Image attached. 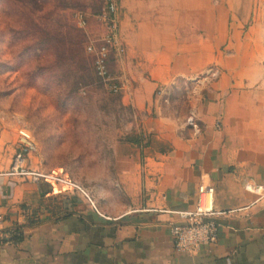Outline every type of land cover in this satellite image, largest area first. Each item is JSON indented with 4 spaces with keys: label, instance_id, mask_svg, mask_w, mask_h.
I'll use <instances>...</instances> for the list:
<instances>
[{
    "label": "crops",
    "instance_id": "1",
    "mask_svg": "<svg viewBox=\"0 0 264 264\" xmlns=\"http://www.w3.org/2000/svg\"><path fill=\"white\" fill-rule=\"evenodd\" d=\"M119 97L141 120L140 141L111 150L89 198L60 183L9 176L15 131L0 123V264H264V25L253 0H118ZM196 84L184 115L161 99ZM161 93H158V91ZM193 117V124L188 118ZM220 128L216 129V121ZM32 168L45 169L39 154ZM214 188L217 241L176 251L170 224ZM21 226L24 238L8 239Z\"/></svg>",
    "mask_w": 264,
    "mask_h": 264
},
{
    "label": "rangeland",
    "instance_id": "2",
    "mask_svg": "<svg viewBox=\"0 0 264 264\" xmlns=\"http://www.w3.org/2000/svg\"><path fill=\"white\" fill-rule=\"evenodd\" d=\"M253 5L250 20L264 25V0ZM100 8L101 0H0V123L17 135L29 131L44 170L67 173L85 188L106 176L117 144L143 132L120 94L96 82L85 52L103 33ZM79 11L85 29L76 24ZM207 81L206 74L179 80L161 99L184 115L195 85Z\"/></svg>",
    "mask_w": 264,
    "mask_h": 264
},
{
    "label": "built area",
    "instance_id": "3",
    "mask_svg": "<svg viewBox=\"0 0 264 264\" xmlns=\"http://www.w3.org/2000/svg\"><path fill=\"white\" fill-rule=\"evenodd\" d=\"M118 0H105L104 6L96 15L102 25V35L99 38H90L85 45L87 54L94 58V70L102 86L112 94H120L126 89V82L120 75L110 72L108 57L111 50L116 57H121L125 47L119 38ZM76 24L79 28H86V14L75 13ZM211 78L218 76L219 71L209 68L204 73ZM158 93H161L159 90ZM193 124V117L188 118ZM216 129L220 128V121L215 123ZM17 151L13 156L8 172L9 176L27 177L30 182L38 183L45 180L52 183H60L67 188L76 190L90 199L88 192L78 182L73 180L67 173L62 171H46L32 168L29 158L39 152L37 141L34 136L26 130L18 134L16 140ZM245 190L258 195V199L264 201V186L255 183L252 179L243 182ZM214 188L210 185L200 184L197 187L196 202L193 209L176 211V219L170 224L173 247L176 251L193 253L202 246H211L219 234V223L215 218L214 210Z\"/></svg>",
    "mask_w": 264,
    "mask_h": 264
},
{
    "label": "trees",
    "instance_id": "4",
    "mask_svg": "<svg viewBox=\"0 0 264 264\" xmlns=\"http://www.w3.org/2000/svg\"><path fill=\"white\" fill-rule=\"evenodd\" d=\"M17 1L20 2L21 0H17ZM104 2H105V0H101L102 8L104 6ZM102 8H100V10H102ZM84 49H85V46H84ZM89 56L91 58L90 60H91V64H92V69H93L94 77L96 79V82L101 86V82L97 78L96 73H95V70H94V63H93L94 58H93L92 55H89ZM115 62H116V54H115V52L113 50H111L110 53H109V57H108V66H109L110 72L112 74H114V75H117V71H116L115 65H114V70H113V63L115 64ZM129 141L139 142L140 141V138H139L138 135H136L134 138H129ZM23 238H24V233L21 230V226L17 225V226H14L12 229L9 230V237H8V239H10L12 241H19V240H22Z\"/></svg>",
    "mask_w": 264,
    "mask_h": 264
}]
</instances>
